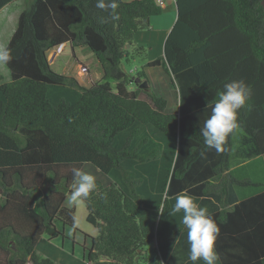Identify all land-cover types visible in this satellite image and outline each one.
<instances>
[{
	"label": "trees",
	"instance_id": "1",
	"mask_svg": "<svg viewBox=\"0 0 264 264\" xmlns=\"http://www.w3.org/2000/svg\"><path fill=\"white\" fill-rule=\"evenodd\" d=\"M14 1L0 0V10ZM117 2L119 21L104 23L110 10L96 0H23L5 47L10 81L0 75V264H57L36 245L63 228L76 231L74 210L63 202L72 169L83 164L112 179L106 187L96 181L83 203L97 233L87 237V264H162V248L186 229L182 213L168 215L184 192L197 203L217 200L209 215L220 229L219 264H264V191L228 206L231 188H260L233 176L229 158L237 130L253 144L248 158L264 155V0H176L163 57L146 67L167 75L177 112L150 91L144 68L131 76L121 67L130 63L126 46L160 6ZM62 44L88 49L112 83L83 87L53 72L47 56ZM134 77L147 82L146 99ZM239 80L250 98L217 152L200 129L224 86Z\"/></svg>",
	"mask_w": 264,
	"mask_h": 264
},
{
	"label": "crops",
	"instance_id": "2",
	"mask_svg": "<svg viewBox=\"0 0 264 264\" xmlns=\"http://www.w3.org/2000/svg\"><path fill=\"white\" fill-rule=\"evenodd\" d=\"M19 1L22 2L23 0H15L11 4L5 6L0 10V30H4L6 28L5 23L7 22V19L10 15H13L16 18H18L20 13L23 11L24 7L20 8L21 6L19 5L15 6V4L18 3ZM121 1L130 2L133 0H121ZM155 1L158 3V5L162 10L161 14L151 17L150 26L148 30H142L136 32L133 36L132 45L126 46V49L128 50L126 56L127 59L130 60V58L135 55L142 57L144 56L146 58V62L142 67L144 68L145 75H146L145 71H148L150 69H155V68H148L146 67V65L149 62H152L158 58L163 57L164 43L170 30L172 29L175 23L176 15H177L176 0H155ZM15 28L16 26L13 28L12 34ZM12 34H10L9 38L11 37ZM6 45H7L6 43H3L0 44V47L5 48ZM67 46L70 47V50L72 52L71 56L76 61V63L73 66V70H72L73 74H68L66 76L73 77L78 82V84L83 87H88L91 84H94L91 82L92 78L90 77L87 63L81 62V60L79 59L76 53L78 51L80 52L84 50V47H72L70 44H62V48L59 51V53L62 50H64ZM146 51L147 54H145ZM54 54H55L54 57L56 55L58 56L56 51H54ZM56 57L52 60V62L48 61L50 67L52 63L56 60ZM80 67H85L87 69V73L84 75H79L78 73ZM156 69H158V67ZM129 89L134 90V87L130 84ZM150 90L152 93L157 95L158 90L155 89L152 90L151 86H150ZM250 152L236 150L233 154V157H231L230 154L229 172L238 179H249L252 182L259 184L260 188L258 190H254V192H250L249 194H245V195L239 193L238 191L239 188H231L228 196V206H231L241 200H244L246 198H249L253 195H256L264 191L263 180H259V178H255V177L252 178L250 176V174H252L253 172H255V175H258V171L260 172L262 171V168L259 166L260 164H263L262 160L264 155L248 158V154ZM70 190L72 192L74 191V188L70 187ZM68 196L69 194L66 195V197ZM65 200L63 202V206ZM198 204L201 207L207 208L208 214L218 210L219 208L217 200L212 197H203L199 200ZM65 208L74 209L68 207ZM74 224H75V219H74ZM65 230H68V228H63L60 231L61 236L56 238L58 240L60 238L61 240V244L59 247H58L59 244H56V241L58 240L54 241L53 243V241H50L48 238L41 237L36 245V253L40 257L48 258L57 264H87L88 262L86 259V251L89 248V239L87 237L90 238L95 237L97 233L95 234V236H91L89 234L83 233L81 230L76 228L75 232L72 231V239L70 240L69 238H66L67 234L65 233ZM153 247H156V244H154ZM189 247L190 246L187 241V230L185 229L183 232L179 234L176 242L173 245L162 248L161 250L162 264H193V262H191L188 259ZM202 263L203 261L195 262V264H202ZM216 264L219 263L216 262Z\"/></svg>",
	"mask_w": 264,
	"mask_h": 264
},
{
	"label": "clouds",
	"instance_id": "3",
	"mask_svg": "<svg viewBox=\"0 0 264 264\" xmlns=\"http://www.w3.org/2000/svg\"><path fill=\"white\" fill-rule=\"evenodd\" d=\"M96 7L101 10H110L108 19L119 21L120 16L116 11L117 0H96ZM12 60L10 50L0 48V65H7ZM250 98V88L243 80L233 81L224 86L211 110V115L204 121L200 134L204 144L217 152L223 151V145L229 134L238 129V112ZM74 191L69 194L68 204H83L89 195L97 189L96 177L79 168L72 169ZM159 212L161 213L160 209ZM182 213L181 223L187 230L189 244L188 259L195 264L203 261L204 264H216L219 255L215 251V242L220 234V229L208 210L201 207L196 198L186 192L175 197V203L168 215L175 216ZM162 214V213H161Z\"/></svg>",
	"mask_w": 264,
	"mask_h": 264
},
{
	"label": "rangeland",
	"instance_id": "4",
	"mask_svg": "<svg viewBox=\"0 0 264 264\" xmlns=\"http://www.w3.org/2000/svg\"><path fill=\"white\" fill-rule=\"evenodd\" d=\"M157 3V2H156ZM158 4V3H157ZM21 6L20 8L23 7V1L18 2L15 4ZM17 23V18L13 15H10L7 19V22L5 23L6 28L4 30H0V44L3 43H8V38L10 34H12L13 28L16 26ZM10 39V38H9ZM1 48V47H0ZM54 51L59 53L57 49H53ZM51 50V51H53ZM50 51V52H51ZM71 50L70 47L67 46L64 50H62L58 56L56 57V60L52 63L51 65V70L57 74L60 75H68V74H73V66L76 63V61L72 58L71 56ZM77 56L83 63H87L90 77L92 78V83H103V82H108L112 83L111 80H103L102 79V71L101 68L96 61L94 55L86 48L82 51L76 52ZM147 54V51L145 52ZM50 53H48V61L52 62V60L55 58L54 57V52L52 53V57L50 58ZM143 56H132L130 58V63L126 64L124 61L121 63V67L128 73L131 69H136V72L139 71L143 65L146 62V58ZM134 73V75L136 74ZM146 72V78L149 82V85L152 87V90H158L157 96L164 98L167 101V112H177L178 110V93L176 89H173L170 87L167 76L163 72L161 68L158 69H150ZM0 75L2 76V81L3 83L9 82L10 81V75L9 71L5 67V65H0ZM131 75V76H134ZM132 85V84H131ZM135 89V86L132 85ZM145 89H141L139 98L141 99H146ZM151 91V90H150ZM244 137L243 133L240 130H237L234 135L232 136V147H231V157H233V154L236 150H242L245 152H250V150L253 149V144L252 142L248 139L249 142L244 143L242 138ZM263 164H260L259 167L262 168V171H258V175H255V172L250 174V176L253 178H259V180H263L264 182V157H263ZM81 170L88 172L96 177V181L100 182L102 186L106 187L108 186L109 183L112 182V179L109 176H106L102 174L99 170H97L94 166L91 164H83ZM249 175V174H248ZM72 188L73 184L71 185ZM254 190H258L255 188H239L238 191L240 194L245 195L249 194L250 192H254ZM69 197V196H68ZM68 197H66L64 206L68 208H74V219H75V224L74 226L81 230L85 234H89L91 236H95L96 232L93 229V227L86 222V216H87V211L85 209L84 204H76V205H69L68 204ZM70 232H69V231ZM65 230V233L67 234L66 238H69L70 240L72 239V230L68 229ZM58 239L50 240V241H56ZM56 244H59L58 247L61 244V240L59 238L58 241H56ZM2 260V255L0 254V262Z\"/></svg>",
	"mask_w": 264,
	"mask_h": 264
},
{
	"label": "built area",
	"instance_id": "5",
	"mask_svg": "<svg viewBox=\"0 0 264 264\" xmlns=\"http://www.w3.org/2000/svg\"><path fill=\"white\" fill-rule=\"evenodd\" d=\"M61 48H62V45H60V46H58L56 49H57V51H60L61 50ZM136 72V69H131L129 72H128V74L129 75H134V73ZM87 73V69L85 68V67H80V69H79V75H84V74H86ZM141 264H146V263H141Z\"/></svg>",
	"mask_w": 264,
	"mask_h": 264
},
{
	"label": "water",
	"instance_id": "6",
	"mask_svg": "<svg viewBox=\"0 0 264 264\" xmlns=\"http://www.w3.org/2000/svg\"><path fill=\"white\" fill-rule=\"evenodd\" d=\"M133 83L137 84L140 89H146L147 88V82L141 80L140 78L134 77ZM46 191V190H45ZM71 192H68L70 194Z\"/></svg>",
	"mask_w": 264,
	"mask_h": 264
},
{
	"label": "bare ground",
	"instance_id": "7",
	"mask_svg": "<svg viewBox=\"0 0 264 264\" xmlns=\"http://www.w3.org/2000/svg\"><path fill=\"white\" fill-rule=\"evenodd\" d=\"M53 52H54V50L50 52V54H51V55H50V58L52 57V53H53Z\"/></svg>",
	"mask_w": 264,
	"mask_h": 264
}]
</instances>
